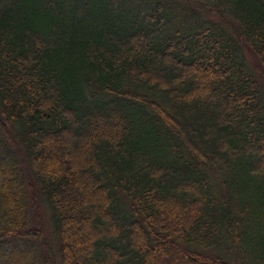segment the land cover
Masks as SVG:
<instances>
[{"label": "trees", "instance_id": "16d2710c", "mask_svg": "<svg viewBox=\"0 0 264 264\" xmlns=\"http://www.w3.org/2000/svg\"><path fill=\"white\" fill-rule=\"evenodd\" d=\"M247 47L264 0H0V264H51L35 199L60 264H264Z\"/></svg>", "mask_w": 264, "mask_h": 264}, {"label": "rangeland", "instance_id": "374dc122", "mask_svg": "<svg viewBox=\"0 0 264 264\" xmlns=\"http://www.w3.org/2000/svg\"><path fill=\"white\" fill-rule=\"evenodd\" d=\"M248 49L249 53V59L250 61L249 66L255 71L256 75L264 81V70L263 67H261L259 60L256 58V56L251 53ZM1 180V177H0ZM33 209L34 213L30 214L31 216V224L30 227H39L42 230L43 235L46 237V240L49 242V245L53 247L54 254L49 255L51 259V264H60L59 257L57 255V248H58V243L57 239L55 237L53 225H52V211L51 208L49 207V204L45 199H35L33 203ZM40 245V244H39ZM39 247V246H38ZM39 249H41L39 247Z\"/></svg>", "mask_w": 264, "mask_h": 264}]
</instances>
